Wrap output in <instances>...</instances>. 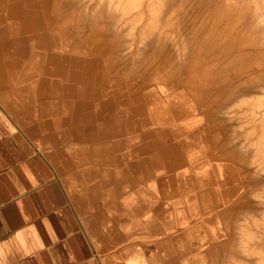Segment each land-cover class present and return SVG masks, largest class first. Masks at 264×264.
<instances>
[{
	"label": "rangeland",
	"instance_id": "obj_1",
	"mask_svg": "<svg viewBox=\"0 0 264 264\" xmlns=\"http://www.w3.org/2000/svg\"><path fill=\"white\" fill-rule=\"evenodd\" d=\"M25 1L0 0V92L103 175L135 264H264V0H207L219 16L196 56L179 22L192 0H162L159 15L147 0H29L34 43ZM78 14L89 27L65 29Z\"/></svg>",
	"mask_w": 264,
	"mask_h": 264
},
{
	"label": "crops",
	"instance_id": "obj_2",
	"mask_svg": "<svg viewBox=\"0 0 264 264\" xmlns=\"http://www.w3.org/2000/svg\"><path fill=\"white\" fill-rule=\"evenodd\" d=\"M14 98L0 92V264H135L123 212L111 222L98 195L103 175L79 167Z\"/></svg>",
	"mask_w": 264,
	"mask_h": 264
},
{
	"label": "bare ground",
	"instance_id": "obj_3",
	"mask_svg": "<svg viewBox=\"0 0 264 264\" xmlns=\"http://www.w3.org/2000/svg\"><path fill=\"white\" fill-rule=\"evenodd\" d=\"M59 1L61 2V0H58V2ZM144 1L145 0L134 1V5H136V7H138V6L140 7L144 3ZM147 1H148V3H147L148 4V13L150 12V14H152V15H154L155 13L156 14L158 13V15H159V12L161 10H160V6L158 7V4L159 3H162V0H147ZM169 1H172V0H165V2H169ZM25 2H26L25 5H28L27 15H26L27 16V20H26V23L25 24H24V22H21V25L24 27V29L27 28V34L29 35L30 41L34 43L35 40H36V38H37V36H38V33H40V32L42 33V29L44 27V25L41 23L42 15H39L37 13L39 10L36 12L35 9L36 10L37 9H41L42 7L41 8L39 7L38 2H36V3L35 2H30L29 0H26ZM128 3L131 4V2H128ZM191 3H192V6L193 7L191 9H188L186 11L185 19L182 21V17H181V20H179V22H180V28L182 29V34L184 35V37H186V39H184V40L187 41L188 44L190 46H192L193 49H195V51L193 52V55L196 56V51H197V53H199V50H200L199 47H200V44L202 43L201 42V39L208 37V35H207V32H208L207 19H208V17L207 16H219V15L217 13L218 12V9L208 7L207 0H192ZM124 4H125L124 3V0H120L118 2V5L117 6L119 8H121V7L124 8ZM167 4H169V3H167ZM0 5H3V4L1 3ZM39 13H41V12H39ZM6 18H7V20L9 22L6 23L5 25H11V26H13V28L16 31H19L20 30V27L19 28L16 27L17 28L16 29L15 28V24L12 23V22H10L12 20L8 16V14L6 15ZM64 18L65 19L62 20V24L63 25L65 24L66 26H64V28L65 29H68L70 31L71 30H76V28H78V26H80L79 25L80 23H81L82 26L85 24V25H87V27H89L88 23L83 19V17L80 16V14L76 15L75 17L73 15H70V16H66ZM82 20L85 21L84 24H83V21ZM155 20H157V15H155ZM4 22H5V19H0V23H4ZM48 23H49V27H50L52 25L51 20H49ZM109 23H110V18L107 17V15L106 16H101V18L98 19L97 24L99 25V30H101L102 32H99V34L97 35V37L95 35L94 39H97V38L99 39V38H104V37L106 38L107 37V35H108V29H107V27L109 26ZM153 25H154V20H152L150 27L153 26ZM18 26H19V24H18ZM105 28H106V31L103 33V30ZM219 29H220V27H219ZM22 35H24V34H22ZM238 35H239V33H238ZM227 36L228 35H226V37ZM61 41H64L65 43H67V41H65L64 39H62ZM246 41L247 40H245L243 38H239L237 41H234V43L237 46H239V47H245ZM112 42L115 43V45L119 44V38H118V36H116ZM249 42L252 43L253 42V39L252 40H249ZM232 46H233V44H232ZM249 50H251V49H249ZM263 55H264V53H263ZM261 56L262 55H260L259 57L261 58ZM192 59H194L193 56H192ZM153 63H154V60L151 59L150 62H149V65H152V67H153L154 66ZM206 69H207V72H208L209 68H206ZM189 78H190V82H192V79H194L192 75ZM193 87L195 88L196 85H194Z\"/></svg>",
	"mask_w": 264,
	"mask_h": 264
}]
</instances>
